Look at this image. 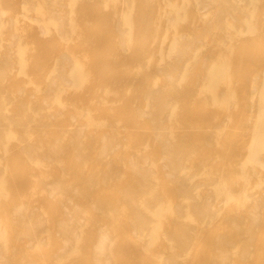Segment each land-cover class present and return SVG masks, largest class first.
<instances>
[{"label": "bare ground", "instance_id": "bare-ground-1", "mask_svg": "<svg viewBox=\"0 0 264 264\" xmlns=\"http://www.w3.org/2000/svg\"><path fill=\"white\" fill-rule=\"evenodd\" d=\"M0 264H264V0H0Z\"/></svg>", "mask_w": 264, "mask_h": 264}]
</instances>
